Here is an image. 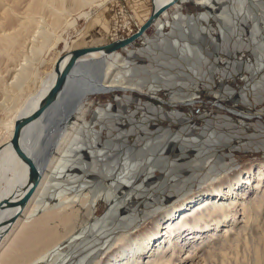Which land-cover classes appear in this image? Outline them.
<instances>
[{
	"label": "rangeland",
	"instance_id": "374dc122",
	"mask_svg": "<svg viewBox=\"0 0 264 264\" xmlns=\"http://www.w3.org/2000/svg\"><path fill=\"white\" fill-rule=\"evenodd\" d=\"M226 1L217 5L183 0L178 3L179 12L175 5L169 8L133 46L103 57L101 68L90 66V75L98 82L104 77L103 66L111 65L118 78H125L133 88L88 92L96 83L77 86L78 91L82 90L79 96L72 93L54 116L49 113L37 125L38 136L29 143L35 147L41 174L58 164L55 173L64 172L56 159L62 160L61 147L69 143L70 150L82 153L77 158L80 163H85V153L102 148L99 159L108 163L105 176L109 175L107 180L116 187L127 186L126 170L137 172L132 185L142 193L133 196L135 202L128 207L136 208L134 230L140 231L155 213L183 201L188 204L191 196L219 177L229 179L250 167L264 166V0ZM24 3L25 0H0V34L16 30V14ZM98 3L68 10L49 39L37 43L41 50H31L27 40L18 58L12 60L8 54H0V144L8 141L11 133L7 126L20 103L44 81L47 85L53 71L52 59L57 54L110 42L113 35L126 37L147 19L151 9V0ZM237 4L244 6L242 12ZM86 9V15L80 13ZM113 70L106 74L109 80L116 79ZM171 98L183 103L172 106ZM200 98V102L196 101ZM190 103L200 107L199 114L190 111ZM83 107L88 108L84 115ZM48 138L50 143L44 141ZM154 158H158L157 163H151L146 170L138 165L140 160L146 164ZM12 175L8 173V177ZM154 177L156 180L151 179ZM252 177L255 174L251 175L245 197L254 193L256 178L252 181ZM62 179L66 182L69 177ZM233 207L238 210L240 205L235 202ZM95 210V215H103L105 201L99 199ZM235 216L239 219L240 209ZM226 219L220 223L218 234L237 223L232 217ZM212 224L213 221H202L193 229L208 235ZM104 239L110 240L107 236ZM181 239H176L175 245L184 243ZM196 242L185 241L182 252L175 249L173 253L169 248L165 253L183 258L181 263L173 264H242L240 239L220 248L210 241L199 257H186L188 247L195 250L203 244L200 239ZM112 247L108 253H113ZM109 257L113 258L109 262L119 259L115 254Z\"/></svg>",
	"mask_w": 264,
	"mask_h": 264
},
{
	"label": "bare ground",
	"instance_id": "6f19581e",
	"mask_svg": "<svg viewBox=\"0 0 264 264\" xmlns=\"http://www.w3.org/2000/svg\"><path fill=\"white\" fill-rule=\"evenodd\" d=\"M99 1L101 0H25L22 11L16 14L19 22L17 23L16 30L0 34V54H8L12 57V60L18 58L22 48H24L23 45L25 43L23 44V42H27V40L30 42L29 46L31 50L37 52L40 47L42 48V46H36L37 43L49 39L50 34L59 25L61 20L64 19L63 15L68 10L84 4H90V7H92L91 5L97 6L99 5ZM166 1L168 0H153L154 8L161 6ZM181 1L183 0H179L174 4V9L177 12L180 11L178 3H181ZM197 1L207 4L215 2L217 5L227 2L226 0ZM237 8L240 12L244 10L242 4H237ZM168 9L165 11H168ZM87 12L86 9L85 12L80 13L86 15ZM157 18L153 21V24L157 21ZM71 23L72 21L67 25H71ZM134 24L137 25L136 22ZM137 27L139 26L137 25ZM131 34L132 32L126 37L113 35V37H110V42L116 39L127 38ZM143 35L140 39H142ZM57 39H63L65 44L67 43V40L61 36H58ZM133 45L134 42H131L129 46L115 50V52H120ZM30 47L27 49H30ZM132 52L130 51L129 53L131 54ZM110 54L103 55L101 52H92L84 55L83 57L88 59V72H73L66 97L58 103L59 106L50 112L41 114L35 121L28 123L22 128L20 144L26 148V152L30 154L34 164H36L39 171V180L29 198L17 213H15L16 207L0 210L1 220L15 214L10 223L0 227V264H173L175 261L181 263L183 258L180 255L173 256L172 253L168 255L165 253L167 249L170 248V250H173V253L176 250L180 252L181 248L186 246L185 241L190 244L195 243L199 239L203 244L196 246L195 250L188 247L187 254L185 253L186 257L198 256L199 253L203 254L206 251L205 248L209 247L210 241L211 244L220 248L226 243L240 239L243 248L242 264H264L263 165L250 167L246 171L234 174L229 179L219 177L215 183H210L207 188L202 189L199 193L197 192L196 196H191L188 204H185L186 202L183 201L155 213L149 224L140 231L134 230L136 208L134 206L132 208L128 207V205L135 202L133 201V196L142 193L135 190V187L132 185L134 183L133 178L137 172L134 169L126 170L125 180L127 186L120 185L116 187L113 182L107 180L109 175L105 176L104 171L108 169V163L99 159L102 156V148L96 149L92 153L91 151L85 153V163H80L77 158L83 156L82 153L77 154L76 151L70 150L69 143L61 147L62 160L61 158L56 159L57 162L62 163L61 165L65 169L64 172L55 173L58 164L51 165L41 174V170L39 169L40 161L35 156V147L29 143H33L36 136H38L35 131L38 128L37 125L41 121L43 123L44 118H47L49 113L54 116L60 105L72 93L79 96V92H82V90L78 91L77 86L96 83L95 87L92 86L88 92L104 90L123 91L122 88H133V86L126 84L125 78H118V72L113 70L114 68L111 65L103 66L105 70L104 77L99 82L90 75V66L100 65L99 67L101 68V65L105 63V60H102L103 57H108ZM261 54H264V50H262ZM66 57L67 54H57L52 59L53 65L56 59L60 58L58 62V67L60 68ZM117 57L118 61L121 60L120 56ZM110 70L114 71L113 76L116 79L109 80L107 78L106 74ZM53 77L54 71H52L50 79H46L47 85L44 81L35 93L28 94L20 103L7 126L10 133L13 120L17 116L27 114L36 106V103L42 97L47 87L50 86ZM117 79L119 80L117 81ZM135 83L137 82L135 81ZM198 100L201 101L202 99L200 98L196 101ZM80 108H78V112H83V115L88 111V108L83 107L85 110L80 112ZM84 122L86 121L84 120ZM257 134L262 135L263 133L257 132ZM48 140L49 138L44 139L45 142L50 143ZM7 142L0 144V196L6 195L16 181L22 182L26 171L25 164L21 163L15 156ZM157 159L154 158L146 164L145 161L140 160L138 165L146 170L151 163H157ZM164 161L160 163L163 164ZM91 169L96 173L92 172ZM149 170H151V167ZM10 172L13 175L8 177V173ZM85 174L87 175L85 176ZM253 174H255V177H252V181L256 178L255 185L253 186L254 193L249 197H245L247 193L245 190L249 187L251 175L253 176ZM63 176H68L69 180L65 182V179H62ZM151 179L156 180L155 177ZM60 183L63 186H59ZM67 183L70 185H66ZM3 184L5 185L4 191H6L4 194ZM192 198H194L193 201H191ZM99 199L106 203V211L101 216L95 215ZM235 202H238V205H240L239 219L235 216L239 210L233 207ZM228 217H232L234 222L237 220V223L233 227H224L223 232L218 234L216 231L220 223ZM207 220L209 222L213 221V228L210 227L211 229H208L210 234L202 236V233H197V230L193 228L199 227L200 222L204 221L206 223ZM183 231H188L187 233L185 232V236L182 235ZM189 233L191 235H188ZM106 236L110 239L109 242L106 241L107 239H104ZM161 236H164L162 239L164 243L161 244L162 241H158L156 245H153V242L160 240ZM180 237H182L181 240H184V243L175 245L176 239ZM64 245L66 248L62 249L61 246ZM176 246L178 247L175 248ZM110 247H112L113 253H108ZM152 247L153 249L150 252V248ZM104 253L105 255H103ZM109 254H115L119 259L109 262V260L113 259L109 257Z\"/></svg>",
	"mask_w": 264,
	"mask_h": 264
},
{
	"label": "water",
	"instance_id": "95a60500",
	"mask_svg": "<svg viewBox=\"0 0 264 264\" xmlns=\"http://www.w3.org/2000/svg\"><path fill=\"white\" fill-rule=\"evenodd\" d=\"M177 1L179 0H168L161 4V6L154 8V2L152 0V9L147 19L127 38L116 39L115 41L99 44L98 46L71 48L67 50L66 60L62 63L60 68L58 67L60 58L56 59L53 65L54 77L50 86L47 87L42 97L36 103V106L27 114L17 116L13 120L11 134L7 143L13 150L15 156L21 163L25 164L26 171L22 182L16 181L6 195L0 196V210L16 207L15 213H17L38 184L39 171L37 170V166L34 164L30 154L26 152V148L20 144L22 128L28 123L35 121L41 114L50 112L55 107L59 106L58 103L66 97L68 87L72 81L71 74L73 72H88V59L83 57L84 55L92 52H101L104 55L115 52V50L122 49L125 46H129L131 42L140 39V37L146 33V29L153 24V21L161 15L163 11L177 3ZM14 215L15 214H12L6 219H0V227L10 223Z\"/></svg>",
	"mask_w": 264,
	"mask_h": 264
},
{
	"label": "crops",
	"instance_id": "0c3cea01",
	"mask_svg": "<svg viewBox=\"0 0 264 264\" xmlns=\"http://www.w3.org/2000/svg\"><path fill=\"white\" fill-rule=\"evenodd\" d=\"M219 88H220V86H219ZM171 100H172V101H171L169 104L172 105V106H175L177 103H183L182 100H179V101H178V100H176V99H174V98H171ZM184 104H186V103L184 102ZM186 105H187V104H186ZM203 115H205V114H202V116H203ZM4 186H5V185L3 184V194L6 192V191H4V190H5V189H4Z\"/></svg>",
	"mask_w": 264,
	"mask_h": 264
},
{
	"label": "built area",
	"instance_id": "2783aa9c",
	"mask_svg": "<svg viewBox=\"0 0 264 264\" xmlns=\"http://www.w3.org/2000/svg\"><path fill=\"white\" fill-rule=\"evenodd\" d=\"M200 102V100H198ZM193 105V104H192ZM199 106L196 104V105H193L190 109V111H193L195 114L199 113L200 110H199Z\"/></svg>",
	"mask_w": 264,
	"mask_h": 264
}]
</instances>
